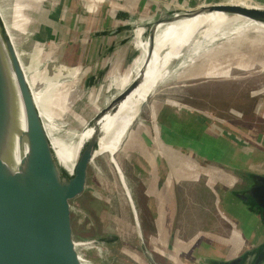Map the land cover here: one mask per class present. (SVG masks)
I'll use <instances>...</instances> for the list:
<instances>
[{"label":"crops","instance_id":"obj_1","mask_svg":"<svg viewBox=\"0 0 264 264\" xmlns=\"http://www.w3.org/2000/svg\"><path fill=\"white\" fill-rule=\"evenodd\" d=\"M20 1L27 13L32 39L41 45L39 51L40 56L44 57L43 61H52L50 64L58 66L63 74L67 71L70 75H76L84 68L88 69L89 74L84 82L92 76L101 75L99 83L87 86L94 89L106 77L130 75L133 62L140 52L137 47L140 37L136 31L127 28L129 23L145 22L163 6L191 8L231 0ZM251 2L264 4V0H240L238 4L254 5ZM236 21H241L235 26L239 30H259L252 21L224 22L231 25ZM132 32L136 34L133 38L130 37ZM199 114L164 103L155 107L153 120L141 123L139 133H130L122 161L116 159L123 170L122 180L125 183L127 171L121 162L128 160V154L132 156L131 171L145 186L142 192L144 198L134 196L136 194L131 184L130 191L126 184L123 185L126 190L118 200L127 203L122 201L123 206L117 209L116 216L111 217L107 212L108 215L104 217L107 221L104 220L102 235H99L104 239L98 248L104 257L100 261L109 257L111 252L113 264H124L121 257L133 259L129 261L134 264H153L152 261L154 264H212L214 260L231 259L264 240V224L234 195L235 191L248 187L251 181L248 174L264 175V151L258 146L264 144V133H246L252 142L257 143L250 147L245 144L246 138H239L235 133L232 135L231 131L211 133L207 119ZM241 139L245 140L244 145ZM226 154L229 157L233 154V158H237L233 162V158L220 156ZM174 155L183 157L180 163L183 161L182 167L187 169H190L189 162L194 159L216 163L226 160L229 163L226 162L225 167L229 165L235 169L234 172L220 169L222 172L214 175L213 181L216 182L208 181L214 188L205 182L207 187L202 189L208 197L212 194L217 209L215 217L218 215L220 219L237 226L238 232L233 229L232 234L235 242L224 240L220 234L203 235L204 228L183 230V225L187 223H184L181 214L183 207L177 184L184 182L186 179L183 178L188 173L185 172L182 178L179 172L173 170L170 162L179 160ZM240 184L245 187L238 188ZM205 221L203 218L199 223L204 224ZM118 245L119 259L116 260L115 249ZM144 248L148 250V255Z\"/></svg>","mask_w":264,"mask_h":264},{"label":"rangeland","instance_id":"obj_2","mask_svg":"<svg viewBox=\"0 0 264 264\" xmlns=\"http://www.w3.org/2000/svg\"><path fill=\"white\" fill-rule=\"evenodd\" d=\"M16 6L20 7L18 12L22 18L15 12ZM0 7L23 63L25 67L27 66L28 72L33 74L36 86L41 89L33 90V94L56 156L66 160L67 165L64 168L69 174H73L77 162L69 159L76 151L75 146H82L83 137L93 130L88 126L99 108L104 106L139 72L146 59L149 44L142 45L141 41L137 42L140 52L133 62L130 75L106 77L104 82L91 89L84 82L89 74L86 68L76 75H70L67 71L65 74L58 71V75L52 77L54 71L51 72V65H49L52 61H43L44 57L40 56L41 45L32 39L26 19L27 13L23 11L25 8H23V4L21 5L20 0H0ZM239 22L241 21H236V23L216 32L214 41L209 45L206 43L202 45L197 53L199 55L193 59L189 60L186 55L176 59L172 67L168 69L170 72L168 77L157 84L130 122L129 118L123 125V120L119 118L125 116L123 114L128 108L123 103L119 105L115 113L107 114L102 119L101 129H106L109 134L112 133L114 126L119 121L122 122L123 133L117 132L114 142L111 143L112 157L120 169L121 176L123 170L121 171L117 159L122 161L121 157L125 155L127 142L131 138L130 133L138 132L141 123L153 120L155 107L164 103L173 105L176 109L186 108L192 110L193 113H200L199 115L207 119L206 123L209 125L211 133L215 131L219 133L220 130L231 131L232 135L235 133L239 138H246V141L243 140L246 143L242 139L240 140L242 144L245 143L250 147L255 146L256 142H252L246 133L252 132L253 135L255 132L264 133V27L261 25V27H255L259 29L258 31H255L254 28L235 31L234 28ZM208 26L209 28L214 27ZM142 37L146 38V34L143 33ZM228 44L230 45L227 46ZM203 48L204 50H202ZM218 48L222 49L220 53ZM142 57L144 58L141 66L135 71L134 69L141 62ZM56 62L58 63V61ZM130 95L131 99L133 94L130 93ZM126 98L128 99V97ZM258 146L260 150L264 151V144H258ZM220 156L227 159L233 158V154L230 157L227 154ZM173 157L179 158L173 163L170 162L173 170L179 172L180 176H184L185 172L188 173L184 178L182 176L186 180L177 184L183 207L181 214L184 217V223H187V225H183V230L204 228L203 235L220 234L222 238H225L224 240L235 242L236 239H233L232 234L236 229L238 232L237 226L220 219L217 214L215 217L217 209L214 207L212 194L209 195V198L202 190L206 186L205 182L207 184L208 181L212 182L214 175L222 172L220 169L226 170V172H234L235 169L227 164L229 168L225 167V163L228 162L226 160L216 163L215 161L198 162L195 159L189 162L190 169H187L182 167L183 161L180 163V160L183 159L182 156L174 155ZM131 158L132 156L128 154V160L121 162L127 171L125 184L129 191L131 184L136 194L134 196L141 199L144 198L142 192L145 186L142 185L138 176L133 175ZM236 158L237 156L232 161L234 162ZM117 171L104 147L95 153L88 168L85 190L74 207V234L78 241L98 239L99 246H101L100 239L103 237L99 235H102L104 220L107 221L104 217L108 213L111 217L116 216L117 209L123 206L122 201L127 203L125 200H118L123 197L124 189L121 183L123 180L119 181L121 178L117 175ZM243 185L240 184L237 187L240 188ZM209 186L213 187L212 184ZM203 218L206 219L207 225L199 223ZM203 225L204 227H202ZM116 247L117 260L119 259V245ZM79 251L85 264L114 263V256L112 259L111 252L109 257L106 256L104 260L100 261V258L104 257V253L99 252L97 247L83 244L79 245ZM144 252L149 254L145 248ZM121 258V263L134 264L129 261L133 259ZM155 258L158 261L156 255ZM152 263L154 264L153 261Z\"/></svg>","mask_w":264,"mask_h":264},{"label":"water","instance_id":"obj_3","mask_svg":"<svg viewBox=\"0 0 264 264\" xmlns=\"http://www.w3.org/2000/svg\"><path fill=\"white\" fill-rule=\"evenodd\" d=\"M214 12L264 24V7L231 1L191 8L163 6L145 22L129 23L127 28L136 33L143 26L141 34H146L149 44L146 59L129 83L92 117L88 127L93 131L79 150L73 174H69L56 156L0 7V264H85L79 251L81 241L74 234V207L85 190L88 168L99 148L102 119L115 113L144 80L161 24ZM204 28L200 27L196 35ZM134 32L131 38L136 36ZM178 58L170 60L169 66ZM101 79V75L92 76L85 84ZM250 178L248 187L234 195L264 224V175L250 173ZM97 240L87 241L99 243ZM212 264H264V240L231 259L214 260Z\"/></svg>","mask_w":264,"mask_h":264},{"label":"bare ground","instance_id":"obj_4","mask_svg":"<svg viewBox=\"0 0 264 264\" xmlns=\"http://www.w3.org/2000/svg\"><path fill=\"white\" fill-rule=\"evenodd\" d=\"M231 1H233L234 3L236 2V4H238V1H240V0H231ZM239 5H242V4H239ZM244 6H257V5H244ZM23 8H24V6H23ZM18 11H20V7L16 6L15 12L18 14V16L20 18H22ZM227 20L252 21V22L256 23L259 27H261V26L264 27V24H262L260 22H257V21H254V20H251L248 18H244L241 16H227V15L220 13V12L200 14V15H197L193 18H187V19L179 20V21L170 23L168 25L161 24L158 27L157 32H156L155 49H154V53H153V58H152V60H150V62L148 64V69L146 71L144 80L134 91L131 92L133 94L132 98L130 99L131 95L129 94L127 96L128 99L126 98L122 102L123 104H125L128 107L127 110L123 114L125 116L119 117L120 119L123 120V125L127 119L130 118V120H128L130 122L133 119V117L139 112L140 104L146 100V96L151 92L153 87L156 84H158L162 79L168 77V75L170 74V72L168 71V69L170 68V66H169L170 62L169 61L173 60L179 56L182 57L184 55H186V57L188 56L189 57L188 59L191 60L196 55H199L197 53L199 52V49L201 48L202 45H204L205 43L207 45L211 44L214 41L213 38L215 37V33L221 31L226 26H229L227 23L224 22ZM208 25L214 26V27L209 28ZM202 26L205 27L204 30L200 31V33L198 35H196V33L198 32V29ZM234 30L240 31L237 28H234ZM141 32H142L141 29H139L137 31V33L139 34L138 37H140V41L142 42V45H145L148 43V39H147V37L143 39ZM229 45L230 44H228L227 46H229ZM202 50H204V48ZM218 50H219V53L222 51L221 48H218ZM236 50H238V49H236ZM204 54H205V52H204ZM20 57H21V54H20ZM143 58L144 57H142L141 62L138 63V65L135 67V69H134L135 71L141 66ZM49 65H51L50 66L52 69L51 72L54 71L52 73V77H53V75L57 76L58 71L61 73H64L60 68H57L56 65H54V64H49ZM25 69L28 73L27 79L29 81V84H30L32 90H41L40 88H38L36 86V80L33 77V74H30L28 72L27 66L25 67ZM232 77H234V76H232ZM241 77H242V75H241ZM245 79L247 80V78H245ZM217 106H218V104H217ZM252 108H254V107H252ZM121 125H122V122L119 121V123L114 126L115 128L113 129L112 133H110V134H109V132L106 131V129H104V130L101 129V135L102 136L100 137L99 148L97 150V151H99L103 147L105 149L107 148L108 154L110 155V159L112 160V163H114L113 165H114L115 169L118 170L117 175L119 176V178H121L120 181L122 180V176L120 173V169L118 168V166L116 164V161L112 157L111 143L114 142V140H115L114 138L116 137L117 132L123 133ZM92 131L88 132L89 134H87L83 137L82 145L85 142V140L90 136ZM80 148H81V146H75L76 151H74L72 153L71 159H69L70 161L73 160V162H77V160H78L77 155L79 153ZM58 160L63 167H65L67 165L66 160H64L62 157H59ZM121 183L123 185L125 184L124 181L123 182L121 181ZM124 190H126V188H124ZM150 260H152V259H150Z\"/></svg>","mask_w":264,"mask_h":264},{"label":"built area","instance_id":"obj_5","mask_svg":"<svg viewBox=\"0 0 264 264\" xmlns=\"http://www.w3.org/2000/svg\"><path fill=\"white\" fill-rule=\"evenodd\" d=\"M252 4L264 7V4L261 5V4L255 3V2H252ZM83 244H87V245L92 246L94 248L95 247L99 248V243H97V242H93V241H81V245H83Z\"/></svg>","mask_w":264,"mask_h":264},{"label":"flooded vegetation","instance_id":"obj_6","mask_svg":"<svg viewBox=\"0 0 264 264\" xmlns=\"http://www.w3.org/2000/svg\"><path fill=\"white\" fill-rule=\"evenodd\" d=\"M106 153L108 154V150H107V148H106ZM108 158H109V154H108ZM111 160V159H110ZM111 162H112V160H111ZM114 164V163H113Z\"/></svg>","mask_w":264,"mask_h":264},{"label":"trees","instance_id":"obj_7","mask_svg":"<svg viewBox=\"0 0 264 264\" xmlns=\"http://www.w3.org/2000/svg\"><path fill=\"white\" fill-rule=\"evenodd\" d=\"M236 172V171H235ZM248 176H250V174H248Z\"/></svg>","mask_w":264,"mask_h":264}]
</instances>
